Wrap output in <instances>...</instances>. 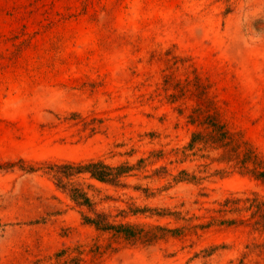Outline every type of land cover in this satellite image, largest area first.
<instances>
[{"label":"rangeland","instance_id":"obj_1","mask_svg":"<svg viewBox=\"0 0 264 264\" xmlns=\"http://www.w3.org/2000/svg\"><path fill=\"white\" fill-rule=\"evenodd\" d=\"M0 264H264V0H0Z\"/></svg>","mask_w":264,"mask_h":264},{"label":"trees","instance_id":"obj_2","mask_svg":"<svg viewBox=\"0 0 264 264\" xmlns=\"http://www.w3.org/2000/svg\"><path fill=\"white\" fill-rule=\"evenodd\" d=\"M96 166H97L96 164L95 165H92V167H96ZM92 176L95 177V178H97L100 181H105V175L103 173L93 172L92 173ZM90 222L92 223L93 221H90Z\"/></svg>","mask_w":264,"mask_h":264}]
</instances>
